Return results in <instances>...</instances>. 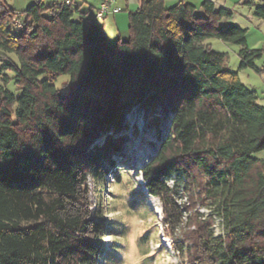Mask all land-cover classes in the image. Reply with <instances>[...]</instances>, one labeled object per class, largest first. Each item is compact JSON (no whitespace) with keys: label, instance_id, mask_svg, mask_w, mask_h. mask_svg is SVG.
Returning a JSON list of instances; mask_svg holds the SVG:
<instances>
[{"label":"trees","instance_id":"trees-1","mask_svg":"<svg viewBox=\"0 0 264 264\" xmlns=\"http://www.w3.org/2000/svg\"><path fill=\"white\" fill-rule=\"evenodd\" d=\"M66 1L16 13L0 0V264L100 263L107 229L87 180H104L135 107L157 135L160 115L170 119L141 175L184 264H264V160L253 157L264 105L209 39L239 46V70L259 73L264 50L211 1L142 0L115 42ZM244 4L264 19V0Z\"/></svg>","mask_w":264,"mask_h":264},{"label":"rangeland","instance_id":"rangeland-1","mask_svg":"<svg viewBox=\"0 0 264 264\" xmlns=\"http://www.w3.org/2000/svg\"><path fill=\"white\" fill-rule=\"evenodd\" d=\"M230 22L241 26L235 19ZM21 27L20 20L15 17L12 32L17 34V30ZM108 36L109 42H115L112 33ZM209 42L214 51L226 54L228 70L238 72L240 81L248 89H254L263 96L264 76L252 68L239 70V46L216 38L209 39ZM8 88L13 93L19 92L13 80ZM170 125L169 116L160 115L158 121L160 135H157L155 128L146 124L141 107L133 108L126 114L123 125L117 133L123 135L125 142L119 153L111 155L112 162L107 166L104 180L88 178L89 199L92 207L98 208L101 212L107 229L102 238L105 251L99 264H184L186 262L187 254L181 253L176 247L178 231L175 234L167 228L159 199L147 192L141 175L142 167L156 154L160 136L168 132ZM253 157L264 160V150L255 153ZM116 175L120 176L119 180ZM167 184L172 186L173 182L169 180ZM187 192L182 189L179 191L182 194L179 201L185 207H189ZM196 209L207 212L198 205ZM212 220L215 232L220 233L219 220L217 218Z\"/></svg>","mask_w":264,"mask_h":264},{"label":"crops","instance_id":"crops-1","mask_svg":"<svg viewBox=\"0 0 264 264\" xmlns=\"http://www.w3.org/2000/svg\"><path fill=\"white\" fill-rule=\"evenodd\" d=\"M9 8L14 11H22L31 4L42 1L49 3L53 0H2ZM73 7L78 8L83 14L82 20L85 23H92L102 26L107 39L108 34L112 33L113 39H128L129 14L137 11L142 0H113L112 7L120 10L116 13H108L103 18L96 16V10L101 0H70ZM166 5H174L181 1L199 6L203 1H211L215 9L225 8L233 12L232 19H235L242 27L247 30L246 40L251 48L264 50V19H258L253 15V9L245 2L258 3L259 0H164ZM79 15H76V19ZM257 62V63H256ZM254 65L259 70V74L264 76V55L256 60ZM261 71V72H260ZM263 71V72H262ZM264 80V79H263ZM259 102L264 105V93Z\"/></svg>","mask_w":264,"mask_h":264},{"label":"built area","instance_id":"built-area-1","mask_svg":"<svg viewBox=\"0 0 264 264\" xmlns=\"http://www.w3.org/2000/svg\"><path fill=\"white\" fill-rule=\"evenodd\" d=\"M113 0H101L99 6L96 10V16L98 18H103L108 13H116L120 9L118 7H112ZM70 5V3H65Z\"/></svg>","mask_w":264,"mask_h":264},{"label":"bare ground","instance_id":"bare-ground-1","mask_svg":"<svg viewBox=\"0 0 264 264\" xmlns=\"http://www.w3.org/2000/svg\"><path fill=\"white\" fill-rule=\"evenodd\" d=\"M65 3H69V0H67ZM183 180V179H182ZM169 181V180H168ZM170 181H172V180H170ZM173 182V181H172ZM183 182V181H182ZM179 188V187H178ZM217 233V232H216ZM218 234V233H217Z\"/></svg>","mask_w":264,"mask_h":264}]
</instances>
